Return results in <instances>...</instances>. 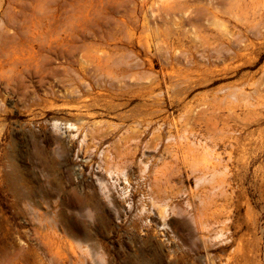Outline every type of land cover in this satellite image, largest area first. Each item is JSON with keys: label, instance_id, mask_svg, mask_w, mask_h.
I'll list each match as a JSON object with an SVG mask.
<instances>
[{"label": "rangeland", "instance_id": "rangeland-1", "mask_svg": "<svg viewBox=\"0 0 264 264\" xmlns=\"http://www.w3.org/2000/svg\"><path fill=\"white\" fill-rule=\"evenodd\" d=\"M0 264H264V0H0Z\"/></svg>", "mask_w": 264, "mask_h": 264}, {"label": "bare ground", "instance_id": "bare-ground-1", "mask_svg": "<svg viewBox=\"0 0 264 264\" xmlns=\"http://www.w3.org/2000/svg\"><path fill=\"white\" fill-rule=\"evenodd\" d=\"M67 127H70V125H69V126H67ZM205 168H206V167H205ZM207 168H208V167H207ZM207 168H206V169H207Z\"/></svg>", "mask_w": 264, "mask_h": 264}]
</instances>
